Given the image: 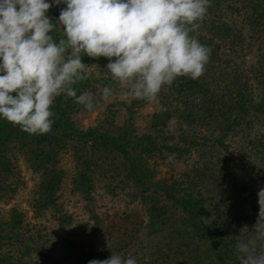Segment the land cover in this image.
I'll list each match as a JSON object with an SVG mask.
<instances>
[{"label": "trees", "instance_id": "1", "mask_svg": "<svg viewBox=\"0 0 264 264\" xmlns=\"http://www.w3.org/2000/svg\"><path fill=\"white\" fill-rule=\"evenodd\" d=\"M191 35L211 48L204 74L178 77L154 103L114 96L85 125L91 111L61 95L42 135L0 119V200L18 193L21 159L37 179L35 223L0 209V264H88L128 250L138 264H238L234 236L255 224L264 188V0H211ZM83 62L90 78L74 88L96 109L99 89L118 88L107 58Z\"/></svg>", "mask_w": 264, "mask_h": 264}, {"label": "clouds", "instance_id": "2", "mask_svg": "<svg viewBox=\"0 0 264 264\" xmlns=\"http://www.w3.org/2000/svg\"><path fill=\"white\" fill-rule=\"evenodd\" d=\"M211 0H0V119L22 132L47 134L51 109L64 95L85 111L98 101L77 94L74 85L90 78L83 57L107 58L105 69L118 92L105 86L102 101L116 96L154 103L162 88L178 77H201L211 48L191 35L205 19ZM53 20L49 9L59 5ZM57 32L59 33L57 35ZM251 230L235 237L238 264H264V188ZM88 264H137L111 254Z\"/></svg>", "mask_w": 264, "mask_h": 264}, {"label": "rangeland", "instance_id": "3", "mask_svg": "<svg viewBox=\"0 0 264 264\" xmlns=\"http://www.w3.org/2000/svg\"><path fill=\"white\" fill-rule=\"evenodd\" d=\"M106 105H107V101L105 103H102L99 107H97L96 109H94L93 111L88 113L87 115H85L84 120H83L84 124L86 125L87 123L94 122L96 119L101 118V116L103 115V113L105 111ZM153 110H154L153 104H151L145 108H142L140 110L139 116H138V121H137L138 126H142L143 124H145L147 122L148 115ZM122 121H123V119L118 117L117 123L120 124V123H122ZM23 160L24 159H21V161L18 162L19 168L22 171L21 177L23 179L20 187L18 188V193L16 194V196L14 198H12V200L11 199L10 200H8V199L0 200V209L2 211H4V213L8 214L9 212L6 210H9L10 207L14 206L16 209H18L19 211L24 213L26 220H30L31 223L32 222L35 223L36 220L32 218L33 209H32L31 202H32L33 198L35 197V190H36L35 183H36L37 179L35 177H33L32 174L29 172L30 171L28 169L29 167L26 166V164L23 162ZM61 164L64 167L72 169V164H71L70 158L68 156H64L62 158ZM66 185H68V184H66ZM64 191H65V195H66L65 199H67L68 187H65ZM46 217H49V215H46ZM43 220L47 223L49 222L48 221L49 218H46ZM163 243H165V240L163 238L159 239L160 246ZM133 253H134L133 250H128L125 258L132 257L135 259L136 255H134V254H136V253H134V254ZM58 258H61V256H60V253L57 252L53 256V259L58 260ZM137 264H138V261H137Z\"/></svg>", "mask_w": 264, "mask_h": 264}]
</instances>
